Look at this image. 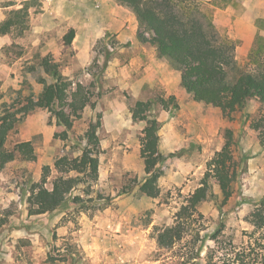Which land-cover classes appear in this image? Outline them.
Listing matches in <instances>:
<instances>
[{
	"label": "rangeland",
	"instance_id": "obj_1",
	"mask_svg": "<svg viewBox=\"0 0 264 264\" xmlns=\"http://www.w3.org/2000/svg\"><path fill=\"white\" fill-rule=\"evenodd\" d=\"M54 1L0 0V26L11 10L26 9L18 19L22 23L6 33L0 27V113L30 97L37 100L45 84L52 82L40 66L44 57L56 61L74 86L79 81L90 86L95 106H86L70 127L68 120H58L47 108H36L10 131L5 146L30 140L36 159L18 157L0 165V264H206L210 248L241 246L258 236L250 216L264 203V144L256 128L264 116L261 102L252 99L230 117L224 116L219 107L194 100L173 66L180 77L170 74L168 89L154 83L140 91L107 79L104 72L114 42L99 39L91 55L76 54L66 40L73 27L55 15ZM198 1L211 11L219 32L238 45L232 28L222 27L217 17L221 9L241 2ZM71 9L63 6L64 16ZM256 23L264 29V17ZM259 47L264 60L260 30L247 54L236 48L239 65L257 68L250 54ZM171 95L178 106L164 107L160 98ZM138 99L156 100L151 114L161 123L159 149L164 159L157 165L162 175L156 197L140 190L146 176L141 138L147 122L132 117L131 107ZM97 120L102 148L97 180L77 185L58 208L30 214L32 187L45 176L46 186H52L59 173L56 160L80 156L86 131ZM227 129L233 132L237 166L232 195L225 201L211 177L213 195L199 206L186 237L171 248L160 247L158 230L174 223L186 197L200 186L208 161L226 142ZM46 166L51 168L48 174Z\"/></svg>",
	"mask_w": 264,
	"mask_h": 264
},
{
	"label": "trees",
	"instance_id": "obj_2",
	"mask_svg": "<svg viewBox=\"0 0 264 264\" xmlns=\"http://www.w3.org/2000/svg\"><path fill=\"white\" fill-rule=\"evenodd\" d=\"M131 9L140 25L139 37L156 46L158 56L167 60L173 68L181 72V83L194 100L219 107L224 116L241 109L250 100L257 99L264 107V60L261 47L251 51L250 58L257 68L245 69L236 58L237 43L217 29L210 10L198 0H116ZM24 7L11 10L9 17L0 26L6 33L15 24H20ZM146 32L149 36H146ZM75 37L70 29L67 42ZM258 42V41H257ZM257 42L255 45H257ZM44 72L52 78L46 83L39 98H28L24 104L13 103L0 113V165L21 157L36 159L32 141H21L13 148L5 146L10 131L21 118L36 108H47L58 120H68L69 127L73 118L79 117L91 101L90 86L65 76L60 65L49 57L40 61ZM164 107L172 104L177 107L176 97L160 98ZM156 100H137L131 107L134 120H146L141 145L146 153V176L140 190L150 196L159 194L158 179L162 172L157 165L164 159L159 149L160 121L151 114ZM69 108V112H67ZM101 121L92 122L86 131V146L82 154L71 158L61 156L55 162L59 173L53 178L52 186H46V176L42 183L32 187L29 196V213L42 214L58 208L67 200L69 194L80 183L97 180L102 148L97 133ZM256 128L260 130L261 143L264 144V116ZM233 132L226 130V142L216 151L207 163V171L201 184L186 197L172 225L160 228L157 243L160 247L171 248L188 234L192 217L198 214L199 206L213 195L211 177L217 180L224 200L232 195V184L236 179L237 166L232 149ZM50 166L45 167L47 174ZM251 213L250 222L259 233L248 244L231 247H212L207 254L206 264H264V203ZM192 219V220H191ZM216 237V236H215Z\"/></svg>",
	"mask_w": 264,
	"mask_h": 264
},
{
	"label": "crops",
	"instance_id": "obj_3",
	"mask_svg": "<svg viewBox=\"0 0 264 264\" xmlns=\"http://www.w3.org/2000/svg\"><path fill=\"white\" fill-rule=\"evenodd\" d=\"M218 13L217 21L222 27H231L232 36L240 43L237 51L247 54L253 47L258 31L257 20L264 17V0H238ZM55 15L75 30L71 45L78 55H91L99 39L111 40L110 54L105 78L124 82L132 89L142 90L162 83L168 89V76L179 72L169 62L160 58L156 46L139 37L140 25L135 13L116 0H55ZM68 5L72 12L64 16L62 7ZM86 64V63H85ZM170 90V94H171ZM141 100V99H138Z\"/></svg>",
	"mask_w": 264,
	"mask_h": 264
}]
</instances>
